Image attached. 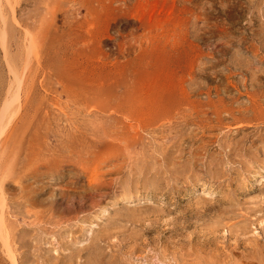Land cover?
I'll list each match as a JSON object with an SVG mask.
<instances>
[{
    "label": "rangeland",
    "instance_id": "374dc122",
    "mask_svg": "<svg viewBox=\"0 0 264 264\" xmlns=\"http://www.w3.org/2000/svg\"><path fill=\"white\" fill-rule=\"evenodd\" d=\"M12 255L264 264V0H0Z\"/></svg>",
    "mask_w": 264,
    "mask_h": 264
},
{
    "label": "bare ground",
    "instance_id": "6f19581e",
    "mask_svg": "<svg viewBox=\"0 0 264 264\" xmlns=\"http://www.w3.org/2000/svg\"><path fill=\"white\" fill-rule=\"evenodd\" d=\"M2 145V144H1ZM7 243V242H6ZM9 255V254H8ZM12 258H13V260H14V264H19L18 262H17V260H16V258H15V256L14 255H12L11 256ZM11 259V258H10Z\"/></svg>",
    "mask_w": 264,
    "mask_h": 264
}]
</instances>
